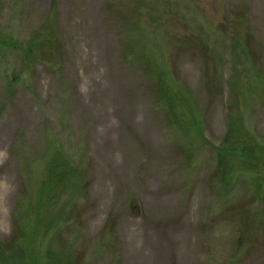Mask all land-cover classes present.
<instances>
[{"label":"rangeland","instance_id":"obj_1","mask_svg":"<svg viewBox=\"0 0 264 264\" xmlns=\"http://www.w3.org/2000/svg\"><path fill=\"white\" fill-rule=\"evenodd\" d=\"M9 241L0 264H264V0H0Z\"/></svg>","mask_w":264,"mask_h":264},{"label":"trees","instance_id":"obj_2","mask_svg":"<svg viewBox=\"0 0 264 264\" xmlns=\"http://www.w3.org/2000/svg\"><path fill=\"white\" fill-rule=\"evenodd\" d=\"M229 131H228V138H226L225 143L227 144V140L229 137L233 136L235 132H237L236 123L234 120L233 115L231 113L228 115L227 118ZM257 147V146H256ZM258 149V147H257ZM242 152V153H241ZM257 151L249 148H245V150H241L238 147H234L232 149L228 150V147L226 148H219L217 151L218 157H219V164L220 168H218V172L221 173L222 169L229 166L231 159H239L240 157H245L246 161L243 164H246L249 169L257 170L259 166L258 156L256 155ZM254 166L257 168L255 169ZM13 242H6V243H0V260L1 256L5 254V251L12 248ZM2 264H4L3 261H1ZM78 263V262H76Z\"/></svg>","mask_w":264,"mask_h":264}]
</instances>
